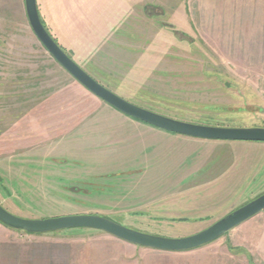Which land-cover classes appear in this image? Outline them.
<instances>
[{"label":"rangeland","instance_id":"1","mask_svg":"<svg viewBox=\"0 0 264 264\" xmlns=\"http://www.w3.org/2000/svg\"><path fill=\"white\" fill-rule=\"evenodd\" d=\"M36 4L57 45L127 102L198 125L264 128V0ZM259 147L182 137L122 115L52 59L23 0H0V206L9 213L96 215L150 235L187 237L264 193ZM261 226L264 212L173 256L96 230L54 233L85 239L100 262L223 264L228 248L251 250Z\"/></svg>","mask_w":264,"mask_h":264},{"label":"water","instance_id":"2","mask_svg":"<svg viewBox=\"0 0 264 264\" xmlns=\"http://www.w3.org/2000/svg\"><path fill=\"white\" fill-rule=\"evenodd\" d=\"M23 1L28 25L52 59L85 90L122 115L182 137L208 141L264 143V128L261 127L229 128L183 122L145 110L118 97L90 77L57 45L40 20L36 0ZM263 212L264 193L226 214L209 227L183 238L150 235L96 215L26 219L9 213L1 206L0 223L13 230L36 235L73 229L96 230L136 247L160 252L182 253L211 244Z\"/></svg>","mask_w":264,"mask_h":264},{"label":"crops","instance_id":"3","mask_svg":"<svg viewBox=\"0 0 264 264\" xmlns=\"http://www.w3.org/2000/svg\"><path fill=\"white\" fill-rule=\"evenodd\" d=\"M247 143L261 146L259 150L264 155V143ZM260 159L262 161L264 156L261 155V158L259 156L258 161ZM248 222L249 220L233 230ZM129 246L137 248L133 245ZM143 250L162 253L164 256L183 253H168L150 249ZM101 255L100 251L87 250L85 239H79L77 234H26L10 229L0 223V264H117L116 262H109V260L108 262H100L99 257ZM109 256L110 258L113 257V260H117V254L113 255L110 252ZM223 264H264V226L254 230V242L251 250H232L228 248L227 258L223 260Z\"/></svg>","mask_w":264,"mask_h":264},{"label":"trees","instance_id":"4","mask_svg":"<svg viewBox=\"0 0 264 264\" xmlns=\"http://www.w3.org/2000/svg\"><path fill=\"white\" fill-rule=\"evenodd\" d=\"M43 24V23H42Z\"/></svg>","mask_w":264,"mask_h":264}]
</instances>
